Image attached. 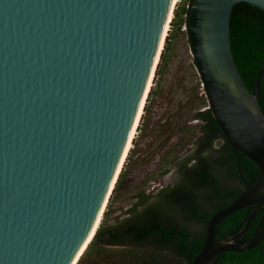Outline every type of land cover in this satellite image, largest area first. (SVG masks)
<instances>
[{
	"label": "water",
	"instance_id": "95a60500",
	"mask_svg": "<svg viewBox=\"0 0 264 264\" xmlns=\"http://www.w3.org/2000/svg\"><path fill=\"white\" fill-rule=\"evenodd\" d=\"M239 1L264 11V0L186 4L183 29L206 108L235 157L240 151L258 168L257 180L248 181L238 161L246 188L211 214L190 264H215L222 252L247 251L264 237V112L257 97L264 56L249 89L230 43ZM174 4L0 0V264H73L96 231ZM247 206L236 232L215 235L221 218ZM259 210L250 238L237 240Z\"/></svg>",
	"mask_w": 264,
	"mask_h": 264
},
{
	"label": "trees",
	"instance_id": "16d2710c",
	"mask_svg": "<svg viewBox=\"0 0 264 264\" xmlns=\"http://www.w3.org/2000/svg\"><path fill=\"white\" fill-rule=\"evenodd\" d=\"M187 1L176 3L155 75L161 73L171 40L184 24ZM229 32L237 67L251 89L264 56V11L247 2H236L231 11ZM151 93L152 88L147 100ZM257 97L264 112V71L258 80ZM200 103H205L204 98ZM192 117L200 120L198 134L186 148L187 154L174 158L178 180L161 186L152 195L139 191L136 195L140 199L131 205L127 216L105 224L112 195L122 184L124 165L133 146L130 148L99 226L76 264H190L204 243L205 227L211 214L228 206L246 188L238 172V161L242 177L251 182L257 180V166L240 151L235 157L208 108H197ZM134 141L133 138L132 143ZM140 205L142 207L138 208ZM249 209L247 206L221 218L216 223L215 235L236 232ZM261 212L255 213L251 224L237 240L250 238ZM215 264H264V237L258 246L247 251L222 252Z\"/></svg>",
	"mask_w": 264,
	"mask_h": 264
},
{
	"label": "rangeland",
	"instance_id": "374dc122",
	"mask_svg": "<svg viewBox=\"0 0 264 264\" xmlns=\"http://www.w3.org/2000/svg\"><path fill=\"white\" fill-rule=\"evenodd\" d=\"M170 44L167 61L161 66V73L154 76L146 111L124 165L122 184L112 195L105 224L127 216L131 205L140 199L136 195L139 191L152 195L161 186L177 181L179 173L174 158L184 157L186 148L198 134L200 120L192 114L197 108H205L207 101L183 26L176 30ZM202 98L205 103H200ZM166 167L168 171L162 174Z\"/></svg>",
	"mask_w": 264,
	"mask_h": 264
},
{
	"label": "bare ground",
	"instance_id": "6f19581e",
	"mask_svg": "<svg viewBox=\"0 0 264 264\" xmlns=\"http://www.w3.org/2000/svg\"><path fill=\"white\" fill-rule=\"evenodd\" d=\"M178 1H179V0H175V4H176ZM175 4H174V6H175ZM173 8H174V7H173ZM172 16H173V10H172V13H171V17H170V20H169V24H168V27H167V31H166L165 37H166L167 34H168V30H169V27H170V22H171V18H172ZM165 37H164V40H165ZM164 42H165V41H163V44H162V47H161V50H160V53H159V56H158V59H157V62H156V66H157V64H158V62H159L160 55H161V52H162V49H163V46H164ZM156 66H155V70H154V73H153V77H152V80H151V84H150V87H149V90H148L147 96H146V98H145V101H144V104H143V108H142V111H141V114H140V117H139L138 123H137V125H136V128H135V131H134V134H133L132 140H131V142H130V145H129V147H128L126 153H125V155L123 156L122 163H121V166H120V169H119V172H118V175H117L115 181L117 180V178H118V176H119V173L121 172V170H122V168H123V165H124V163H125V160H126V157H127V155H128V152H129L130 148L132 147L133 138L135 137V134H136V132H137V129H138V126H139V123H140V120H141V116H142V114H143V112H144V106H145V103H146V101H147V97H148L149 91H150V89L152 88V85H153V79H154V76H155ZM115 181H114V184H115ZM114 184H113V185H114ZM112 188H113V186H112ZM112 188H111V189H112ZM109 194H110V193H109ZM108 196H109V195H108ZM107 198H108V197H107ZM106 204H107V200H106V202H105V204H104V206H103V208H102V210H101V213H100V215H99V217H98V220H97V223H96V226H95L94 230H96L97 227L99 226V223H100V221H101V219H102V216H103V212H104V210L106 209ZM94 232H95V231H93L91 237L89 238V240L87 241V243L85 244V246L82 248L80 254L78 255L77 259L75 260V262H74L73 264H75V263L77 262V260H78V259L80 258V256H81V254L84 252V250H85V248L87 247L88 243L90 242V240H91V238H92Z\"/></svg>",
	"mask_w": 264,
	"mask_h": 264
},
{
	"label": "flooded vegetation",
	"instance_id": "af4514ba",
	"mask_svg": "<svg viewBox=\"0 0 264 264\" xmlns=\"http://www.w3.org/2000/svg\"><path fill=\"white\" fill-rule=\"evenodd\" d=\"M176 170H177V166H176Z\"/></svg>",
	"mask_w": 264,
	"mask_h": 264
}]
</instances>
